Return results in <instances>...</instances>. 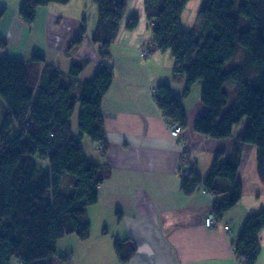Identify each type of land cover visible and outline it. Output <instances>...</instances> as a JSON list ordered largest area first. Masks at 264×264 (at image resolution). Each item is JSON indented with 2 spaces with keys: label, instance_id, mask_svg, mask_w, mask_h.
I'll use <instances>...</instances> for the list:
<instances>
[{
  "label": "trees",
  "instance_id": "trees-1",
  "mask_svg": "<svg viewBox=\"0 0 264 264\" xmlns=\"http://www.w3.org/2000/svg\"><path fill=\"white\" fill-rule=\"evenodd\" d=\"M69 1L24 0L19 15L31 24L39 6ZM93 1L99 7L93 40L106 48L118 33L129 0ZM188 1L146 0V12L152 24V49L171 52L175 74L186 78L185 94L202 80L206 111L195 129L225 138L247 119L232 153L219 150L204 179L189 160L181 173L185 194L203 188L212 195L225 196L213 204V212L221 217L242 199L243 186L237 176L246 143L256 148L257 171L264 183V24L257 20L254 0L239 5L240 13L250 19L245 29L241 17L232 12L236 0H202L199 20L186 30L181 17ZM3 14L0 11V21ZM138 24L139 18L131 16L126 28L133 30ZM85 32L84 25L69 49L81 44ZM239 47L244 50L243 57L232 62ZM108 55L106 50L101 53L102 57ZM86 62L73 64L70 75H78ZM112 79L113 69L102 65L93 79L80 82L75 92L72 83H64L61 72L53 70L42 54L34 53L27 61L0 58V99L7 108L0 125V264H10L12 259L20 264H53L51 256L65 235L89 238L87 210L97 202L99 185L108 172L85 156L81 137L87 134L95 141L104 140L101 105ZM231 95L235 101L224 113ZM154 98L167 119L182 129L187 126L181 100L172 96L168 85L158 86ZM77 107L81 134L75 138L72 118ZM65 173L71 174L66 191L62 189ZM218 179L225 184L220 185ZM263 229L264 209L248 216L233 243L242 264H256ZM114 248L121 264H128L136 251L130 238L117 239Z\"/></svg>",
  "mask_w": 264,
  "mask_h": 264
},
{
  "label": "crops",
  "instance_id": "crops-1",
  "mask_svg": "<svg viewBox=\"0 0 264 264\" xmlns=\"http://www.w3.org/2000/svg\"><path fill=\"white\" fill-rule=\"evenodd\" d=\"M92 1L41 5L35 21L27 24L19 15L24 0H0V11H4L0 58L27 61L34 53L42 54L53 70L61 72L64 83H72L75 92L80 82L93 79L102 65L113 69L111 86L101 105L104 140L95 141L87 134L81 137L85 156L103 167L108 177L99 185L97 202L87 210L89 238L81 239L76 233L65 235L56 249L58 252L62 248L66 254L61 260L72 264H121L114 242L130 238L136 251L128 264H237L233 243L253 212L241 204L242 196L237 205L228 209L233 213L227 210L215 226H207L205 218L213 211V204L225 196L212 195L203 188L185 194L181 173L189 160L204 179L216 153H232L241 133L214 138L195 129L206 111L201 99L202 80L185 94L186 78L175 74L171 52L152 49L146 0H129L118 33L106 48L93 40L99 9ZM131 16L139 18L133 30L126 28ZM84 25L83 41L69 49ZM145 49L146 56L142 54ZM104 50L109 52L107 57L101 56ZM83 61H87L86 65L78 75H70L72 65ZM160 85H168L172 96L181 100L187 126L179 136L171 134L174 123L155 102ZM80 134L77 107L72 136L78 138ZM99 143L103 152L98 149ZM256 170V148L246 143L237 176L242 186L247 172L258 185ZM69 180L70 184L71 177ZM217 182L225 184L222 179ZM259 237L261 253L256 264H264V229ZM56 258L51 256L53 263Z\"/></svg>",
  "mask_w": 264,
  "mask_h": 264
},
{
  "label": "rangeland",
  "instance_id": "rangeland-1",
  "mask_svg": "<svg viewBox=\"0 0 264 264\" xmlns=\"http://www.w3.org/2000/svg\"><path fill=\"white\" fill-rule=\"evenodd\" d=\"M244 1L245 0H236L235 8L232 11L234 14H237L241 17L242 29H245L246 27H248L250 25V19L248 17H246L245 15L241 14L240 10H239V5ZM92 2H94V1H92ZM254 2L257 5V11H258L257 20L260 24H264V0H254ZM201 4H202V0H189L187 2L186 7H185L184 12H183L182 17H181V23H182V26L184 29L190 30V29H193L195 27V24L197 23V21L200 18ZM98 9H99V7H98ZM98 14H99V10H98V12H96V15H98ZM89 19L91 20V16ZM239 48L240 49L236 53L234 58L232 59V62L241 61L243 54H244V50L241 47H239ZM234 101H235V97L231 95L229 105H228V107L225 108L224 113H226L227 109L232 105V103H234ZM6 113H7V108L4 104V101L2 99H0V125L3 124L4 119L6 117ZM246 120L247 119L245 118L240 124H238L235 127L234 134L237 135V134L243 133L245 126H246ZM86 153H88V152H86ZM88 155H89V153H88ZM256 172H257V170H256ZM256 172L254 171V176H257V178H258V185L254 182L253 175L252 174L250 175L249 172H247V175H245L243 177L244 195H243V199H242L241 204L246 206V210L252 211V212H258V211L264 209V207H263V205H264V193H262V190L264 188V183L262 182V180H260L261 178H260V176H258V172L257 173ZM70 176H71V174L65 173V175H64L65 179H64L63 184H62L63 190L69 189V187H70L69 177ZM229 210H228V212H230V213L234 212V211H229ZM236 218H237V215H236ZM233 246H234V244H233ZM58 253H60V254H58ZM65 255L66 254L64 253V250L62 248H59L58 252L54 255L57 258L55 259L53 264H72V262L68 263L64 260H61V259H64V257H66ZM10 264H20V261L17 259H12Z\"/></svg>",
  "mask_w": 264,
  "mask_h": 264
},
{
  "label": "built area",
  "instance_id": "built-area-1",
  "mask_svg": "<svg viewBox=\"0 0 264 264\" xmlns=\"http://www.w3.org/2000/svg\"><path fill=\"white\" fill-rule=\"evenodd\" d=\"M142 54H143L144 56H146V55L148 54V49H145V50L142 52ZM154 94H155V93H154ZM182 130H183V129H182V127H181L179 124H175V123H174V125H172V126L170 127V132H171V134H172L173 136H179V135L181 134ZM98 149H99L101 152H103V151H104V147H103V145L99 143V144H98ZM204 191H205V190H204ZM205 192H207V191H205ZM207 193H208V192H207ZM220 218H221V217L217 216V214H216L215 212L211 211V212L206 216V218H205V224H206L207 226H209V227H213V226L216 225L217 222H219ZM237 264H242V259H240V258L237 257Z\"/></svg>",
  "mask_w": 264,
  "mask_h": 264
}]
</instances>
